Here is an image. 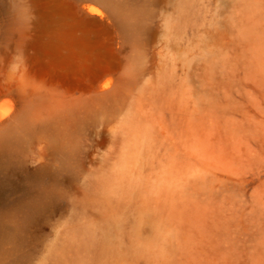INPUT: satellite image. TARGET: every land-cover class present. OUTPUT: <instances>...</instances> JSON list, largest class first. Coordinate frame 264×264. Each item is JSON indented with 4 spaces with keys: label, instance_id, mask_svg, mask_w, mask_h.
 <instances>
[{
    "label": "rangeland",
    "instance_id": "374dc122",
    "mask_svg": "<svg viewBox=\"0 0 264 264\" xmlns=\"http://www.w3.org/2000/svg\"><path fill=\"white\" fill-rule=\"evenodd\" d=\"M2 113L0 264H264V0H0Z\"/></svg>",
    "mask_w": 264,
    "mask_h": 264
},
{
    "label": "bare ground",
    "instance_id": "6f19581e",
    "mask_svg": "<svg viewBox=\"0 0 264 264\" xmlns=\"http://www.w3.org/2000/svg\"><path fill=\"white\" fill-rule=\"evenodd\" d=\"M93 11H95V10H93ZM2 114L0 115V119L4 118V116L6 117V114H4V113H2Z\"/></svg>",
    "mask_w": 264,
    "mask_h": 264
}]
</instances>
